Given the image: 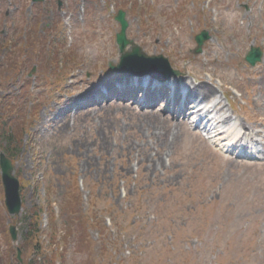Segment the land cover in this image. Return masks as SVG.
Segmentation results:
<instances>
[{"label":"rangeland","instance_id":"obj_1","mask_svg":"<svg viewBox=\"0 0 264 264\" xmlns=\"http://www.w3.org/2000/svg\"><path fill=\"white\" fill-rule=\"evenodd\" d=\"M118 10L130 41L189 83L213 87L223 106L235 102L241 125L264 95L263 64L244 61L252 48L264 53V0H0V41L18 29L26 52L0 51V152L23 199L9 222L0 186V240L15 225L24 261L38 243L44 264H264L263 161L221 153L185 126L176 140L168 128V141L153 131L141 138L137 128L155 127L140 108L97 106L56 126L60 106L111 76ZM201 31L211 39L196 55ZM56 234L65 244L54 245Z\"/></svg>","mask_w":264,"mask_h":264},{"label":"bare ground","instance_id":"obj_2","mask_svg":"<svg viewBox=\"0 0 264 264\" xmlns=\"http://www.w3.org/2000/svg\"><path fill=\"white\" fill-rule=\"evenodd\" d=\"M114 57V56H113ZM116 59L113 58V60H110V61H115ZM109 61V60H108ZM263 64V68H264V61L262 62ZM171 80H176L177 81V85L181 84V81L180 80H183V79H177V78H172ZM184 81H182V83L184 84ZM262 82H264V77H262L261 79ZM126 93V92H125ZM188 93L189 94H192L195 96V98H192L191 99V105L187 107L186 111H190L192 108H193V104L196 103V102H199L198 105L196 106H201V105H208V102L211 101V98L215 96V89L211 86H208V85H194L193 83L190 84V87H188ZM179 96V93H175L174 94V97L177 98ZM124 102H127V101H124ZM111 105L114 106V107H117L116 109L114 107H110L109 105L108 106H105L104 104L102 106H100V108L96 109L95 111L98 113V112H103L104 110H107V111H115V112H121V111H130V112H135V108L131 105V103H127V104H122V103H118V102H115V101H112L111 102ZM90 108V107H89ZM114 109V110H113ZM83 110V109H82ZM203 109H201L202 111ZM205 110H203V115H206L205 118H197V114L200 112H193L190 117L191 118H195V120L198 122V123H206V118L208 115H210V108L207 110V108L205 107ZM221 109H218V107L216 108L215 112H211L212 116H217L218 112H220ZM80 112V111H79ZM78 111H76L73 115H70L73 116L72 118L75 117V115H77L79 113ZM209 112V113H208ZM89 113V112H88ZM190 113V112H189ZM164 114H167L166 116ZM91 116L90 114H86L85 118ZM179 118L182 119V121H179L178 123L176 122L175 124L172 123L171 121V118H170V114L168 112H165V113H155V112H148V111H144L142 112V118H145L148 120V122H151L154 124V128H146L144 127L145 125H142L140 126L139 128H137L139 131V135L141 136V138L144 136V135H149V133H151V131H153V133H159L160 137H164L165 140L168 141L169 139V136H170V131L167 130L170 129L171 132L173 133V140H176L178 139L179 136H181V128L182 126H185L186 124L189 125V119H185L183 118L182 114L180 113L179 115ZM68 115L65 116V118L61 121H59L56 126L58 127V125H61V128L58 127L59 130H62L63 128L65 127H68L69 126V123H68V126L63 124L66 122V120L68 118ZM204 117V116H203ZM230 120V119H228ZM230 123V121H229ZM234 125V123H232V126ZM236 125V124H235ZM158 128V130L156 129ZM214 128H216L214 131H211V132H215L214 134L216 136H222L223 134H220V129H221V125L220 123L217 124V127L216 125L214 126ZM142 129V130H141ZM141 130V131H140ZM230 131L228 130L226 133V135H230L229 133ZM141 133V134H140ZM224 133V134H225ZM257 136H264V133L259 131V132H254V130H251V129H245L243 127H239L238 126V129L237 131L234 133H232V139H225V142H226V146L231 148L233 144H237L238 142H241L243 140H248V144L249 143V140L250 141H253V139H256L255 137ZM246 137H250V139H246ZM262 138V137H261ZM260 138V139H261ZM243 139V140H242ZM258 141V139H257ZM256 141V142H257ZM239 148H243L245 147V145L243 144H239L238 145ZM241 152H247L246 149H243ZM165 162H162L161 165L158 166V169H163V165H164ZM148 164H149V167H153L155 165V162L154 160H152L150 158V160L148 161ZM129 165V164H128ZM128 169V167H127ZM158 169H156V172L158 171Z\"/></svg>","mask_w":264,"mask_h":264},{"label":"water","instance_id":"obj_3","mask_svg":"<svg viewBox=\"0 0 264 264\" xmlns=\"http://www.w3.org/2000/svg\"><path fill=\"white\" fill-rule=\"evenodd\" d=\"M42 2L43 0H34V2ZM115 21L120 24V32L116 35V43L120 51V65L118 69L127 74L139 73L142 70L148 69L150 71L153 67L157 68L159 65L168 66V62L163 57H148L143 51L133 42L127 40L126 31L129 24L126 20V13L119 11ZM209 36L206 32H203L197 37L198 48L196 53L201 52V47ZM132 47L131 52H126L128 46ZM262 57V53L258 49H252V51L247 55L246 61L254 66L256 65ZM0 170H1V180L5 193V207L10 216H18L22 208V200L20 197V184L19 181L14 176V169L10 159L6 158L3 154L0 155ZM12 234V239L15 242L17 240V232L14 227L10 228Z\"/></svg>","mask_w":264,"mask_h":264},{"label":"trees","instance_id":"obj_4","mask_svg":"<svg viewBox=\"0 0 264 264\" xmlns=\"http://www.w3.org/2000/svg\"><path fill=\"white\" fill-rule=\"evenodd\" d=\"M18 151H19V150H17V151L15 150V151H13V152H12V154H14V155H16V156H17V154H18ZM68 236H69V235H68ZM64 238L66 239V236H65Z\"/></svg>","mask_w":264,"mask_h":264},{"label":"flooded vegetation","instance_id":"obj_5","mask_svg":"<svg viewBox=\"0 0 264 264\" xmlns=\"http://www.w3.org/2000/svg\"><path fill=\"white\" fill-rule=\"evenodd\" d=\"M0 248H2V242L0 241Z\"/></svg>","mask_w":264,"mask_h":264}]
</instances>
